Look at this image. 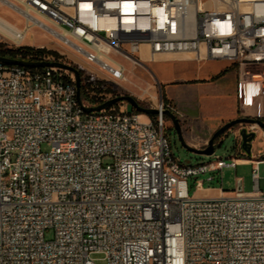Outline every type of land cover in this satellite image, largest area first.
<instances>
[{"label":"built area","instance_id":"1","mask_svg":"<svg viewBox=\"0 0 264 264\" xmlns=\"http://www.w3.org/2000/svg\"><path fill=\"white\" fill-rule=\"evenodd\" d=\"M0 3L23 16L24 30L31 23L49 31L115 79L123 63L114 56L192 53L235 68L239 109L264 97V0ZM22 60L58 61L44 53ZM87 75L79 101L70 71L0 62V264H264L260 161L251 193L237 179L230 195L218 188V196L191 197L189 178L204 175L195 185L202 189L219 172L221 183L223 168L250 158L178 162L161 114L163 106L178 113L172 106L160 103L154 118L114 104L86 111L116 96ZM241 129L259 130L239 124V139Z\"/></svg>","mask_w":264,"mask_h":264},{"label":"rangeland","instance_id":"2","mask_svg":"<svg viewBox=\"0 0 264 264\" xmlns=\"http://www.w3.org/2000/svg\"><path fill=\"white\" fill-rule=\"evenodd\" d=\"M0 20L8 22L18 30L25 29L26 22L23 16L17 14L15 10L6 4L0 3ZM50 28L57 31L53 26ZM24 31L26 33L22 42H16L13 38L6 36L0 29V45L8 48L31 46L33 48L54 52L55 55L48 56L74 67L81 76H88L87 74H90L89 78L93 83L98 82L99 86H103L104 88L109 87V93L112 95H129L133 97L142 107L157 109L160 103H163V105L168 103L178 112L176 114L174 113V116L179 123L181 138L189 147L196 149L202 148L203 145L207 144L215 130L224 123L238 118V116H235L231 119L222 120L221 122L216 120L215 124L217 127L213 131L207 128V125L213 123L212 120L215 119L214 112L217 114L223 107L227 108L228 103L214 101V103L204 108L201 105L204 106L207 103L203 99L204 97H208V93H197L194 99L186 91L185 85L197 86L198 83H196V80L198 77L196 75L199 72H205L212 68L209 64L195 62L192 53L157 55L154 60H149L146 56L143 61L139 62L126 61L113 55L123 63V74L120 78L115 79L95 64L86 63L83 57L61 44L49 31L42 30L31 23H29V26ZM200 84L204 85L206 83L202 82ZM114 105H121L127 110L132 109L126 101L117 102ZM163 110H165L164 106ZM210 115L213 116L209 118L208 116ZM163 119L165 125L164 135L169 142L171 155L178 162L185 164L207 163L213 160L214 154L224 159L230 156L239 157L240 142L234 133L238 125L230 127L216 138L214 141V152L206 155L188 150L181 142L169 117L163 114ZM257 132L261 135L264 134V131L261 129L257 130ZM40 149L41 151H48L50 145L44 142L41 144ZM210 174L214 176L213 179L208 181L203 180L202 189H196L195 185L198 180L204 179V175L188 179L189 194L191 197H213L218 194V188L224 190L225 194L230 195L236 188L237 175H242L244 178L242 190L245 191L251 183L248 175V167L246 166H240L236 170L229 167L223 168L221 172V183L216 179V177H219V172H211ZM51 237L52 231H46L45 238L49 239ZM93 257L100 258L101 255H93Z\"/></svg>","mask_w":264,"mask_h":264},{"label":"crops","instance_id":"3","mask_svg":"<svg viewBox=\"0 0 264 264\" xmlns=\"http://www.w3.org/2000/svg\"><path fill=\"white\" fill-rule=\"evenodd\" d=\"M195 62L199 64H209L212 66V68L205 72H199L196 75L198 77V79L196 80V83H198L197 86L185 85L186 91L189 93V95L195 99L197 93L200 94L208 93L207 94L208 97H204L203 99L207 103L204 106L201 105V107L204 108L207 107L209 104L214 103V101H217L218 103H224V102L228 103L227 108L223 107L222 109H220L221 111L217 114L214 112L215 119L212 120L213 123L207 125L206 122L208 129H211L213 131L217 127L215 124L216 120L221 122L222 120L228 118L231 119L235 116L246 117V118H259L262 121H264V97H261L257 100H247L242 104V108L239 109L238 106L239 101L237 97V73L233 66H231L228 62L224 60H202ZM202 82L206 84L204 85L200 84ZM213 115H210L208 117L210 118ZM204 146L205 145H203L202 147ZM240 152L246 153L239 144L238 153ZM246 155L250 158V160L247 162H240L235 166V168H233L234 170H236V168L240 166L248 167V175L251 183L245 189V191L244 190L242 191L245 193L252 192L253 190L252 168L254 166V162L260 161L259 163L256 164V168H257L256 188L259 192H264V134L261 135L258 132L255 134V138L251 141L249 155L248 154ZM237 179L239 180V185L242 189L244 178L242 175H237L236 180ZM219 194L220 191L218 189V194L216 196H218ZM198 198H206V197H198Z\"/></svg>","mask_w":264,"mask_h":264},{"label":"water","instance_id":"4","mask_svg":"<svg viewBox=\"0 0 264 264\" xmlns=\"http://www.w3.org/2000/svg\"><path fill=\"white\" fill-rule=\"evenodd\" d=\"M0 62L5 63V64H11V65H19V66H24V67H57L63 70H67L70 71L74 74L75 77V85H76V89H77V99L80 101V77H79V72L77 69H75L74 67L62 63L60 61H40V62H27V61H23V60H18V59H14V58H7V57H3L0 56ZM121 101H126L127 103H129V105L137 112L142 113L144 115H151V116H155L159 114V110L155 109V108H145L142 107L138 104V102L131 96L129 95H121V96H114L106 101H104L103 103L97 105V106H92V107H86L85 110L86 111H98L100 109L109 107L117 102H121ZM161 114H165L169 117L170 121L172 122L173 127L175 128L181 142L186 146V148L192 152L195 153H200V154H211L213 152V145H214V141L216 138H218L224 131H226L227 129H229L230 127L234 126V125H239L242 123H254L257 125V127L259 129H261L262 131H264V121H262L259 118H246V117H238L235 118L233 120H230L226 123H224L222 126H220L217 130H215L212 134V136L210 137V139L208 140L207 144L205 145V147L200 148V149H196V148H192L187 146L180 135V127H179V123L177 118L174 116V114L168 110H163L161 111ZM255 138V133L254 132H250V133H246L244 129H241L240 131V146L241 148L246 152V154L249 155L250 152V147H251V141ZM238 187L240 188V185L238 183Z\"/></svg>","mask_w":264,"mask_h":264},{"label":"trees","instance_id":"5","mask_svg":"<svg viewBox=\"0 0 264 264\" xmlns=\"http://www.w3.org/2000/svg\"><path fill=\"white\" fill-rule=\"evenodd\" d=\"M43 53L47 54V55H55L54 52L45 51V50L39 49V48H33L31 46H20V47H16V48H8V47H5L3 45H0V56L7 57V58H14V59L22 60V59H24V57L26 55H29V54H43ZM79 77H80V80H81L80 95L83 97V91H84L85 85L82 82V78H81V74L80 73H79ZM87 85H89V83H86V86ZM94 85H95V89H97V90L100 89V90H104L105 92H110V88L109 87L104 88L103 86H99L98 82H95ZM131 110H134V109L132 108ZM148 117L149 118H154V116H151V115H149Z\"/></svg>","mask_w":264,"mask_h":264},{"label":"bare ground","instance_id":"6","mask_svg":"<svg viewBox=\"0 0 264 264\" xmlns=\"http://www.w3.org/2000/svg\"><path fill=\"white\" fill-rule=\"evenodd\" d=\"M0 29L6 36L13 38L16 42H22L26 32L18 30L6 21L0 20Z\"/></svg>","mask_w":264,"mask_h":264}]
</instances>
